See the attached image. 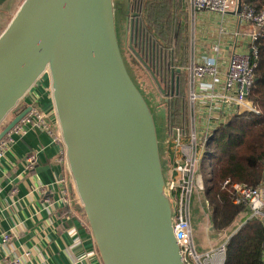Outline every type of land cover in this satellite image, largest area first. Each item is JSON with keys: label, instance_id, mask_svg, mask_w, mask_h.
Listing matches in <instances>:
<instances>
[{"label": "water", "instance_id": "1", "mask_svg": "<svg viewBox=\"0 0 264 264\" xmlns=\"http://www.w3.org/2000/svg\"><path fill=\"white\" fill-rule=\"evenodd\" d=\"M117 24L115 0H24L0 34V125L49 72L68 168L103 264H183L167 185L166 109H157L165 113L160 138ZM208 233L220 236L213 224Z\"/></svg>", "mask_w": 264, "mask_h": 264}, {"label": "crops", "instance_id": "2", "mask_svg": "<svg viewBox=\"0 0 264 264\" xmlns=\"http://www.w3.org/2000/svg\"><path fill=\"white\" fill-rule=\"evenodd\" d=\"M187 11V46L192 42L198 54L218 57L224 72L230 54L245 50L248 44L247 38L236 35L245 27L238 12H201L193 24ZM20 102L22 110L31 102L38 106L61 133L49 72ZM16 116H9L5 126ZM13 137L0 164V264L14 258H19L20 264H103L74 187L64 143L55 142L52 135L39 128ZM30 154H36L31 166ZM208 169L207 173L201 172L207 175ZM64 185L71 191L70 205L59 200ZM5 234L11 238L5 240Z\"/></svg>", "mask_w": 264, "mask_h": 264}, {"label": "built area", "instance_id": "3", "mask_svg": "<svg viewBox=\"0 0 264 264\" xmlns=\"http://www.w3.org/2000/svg\"><path fill=\"white\" fill-rule=\"evenodd\" d=\"M254 1L242 0L238 14L245 27L237 31L236 35L247 38L248 44L245 50L230 54L224 72L218 57L208 53L198 54L194 44H188L187 61L184 65L186 123L185 126L175 125L172 128L166 152L170 165L167 185L173 206V226L183 264L226 262L229 238L209 250L197 249L192 231L191 203L195 189L205 188L200 163L214 131L236 114L249 111L258 113L257 106L249 95L256 80L259 42L264 37V9H257ZM184 3L194 24L196 15L201 12L226 14L237 11L239 0H184ZM27 107V113L0 138V164L13 142V136L27 133L31 128L43 129L53 136L55 142H63L61 133L56 131L43 110L32 102ZM35 160L36 154L28 156L30 166ZM60 181L65 183V179ZM223 187L230 188L235 204L247 205L249 218H258L264 225V182L249 186L232 182L228 178L223 182ZM72 199L70 188L64 185L60 190L59 200L70 205ZM223 234L220 231V236ZM3 237L5 240L11 238L8 234ZM6 264H20V259L14 258Z\"/></svg>", "mask_w": 264, "mask_h": 264}, {"label": "trees", "instance_id": "4", "mask_svg": "<svg viewBox=\"0 0 264 264\" xmlns=\"http://www.w3.org/2000/svg\"><path fill=\"white\" fill-rule=\"evenodd\" d=\"M130 3L156 40L174 50L175 62L182 68L180 93L165 108L168 132L171 134L175 125L185 126L186 123V77L183 68L188 53V11L184 0H130ZM254 5L257 9H264V0H255ZM249 98L260 109V114H236L219 126L208 140L201 165L203 172L210 169V174L204 179V195L211 210L212 223L219 231L226 230L241 213L249 211L246 204L234 203V195L229 187H223V182L228 178L249 186L264 182V37L259 42L256 80ZM159 105L156 102L154 106L158 108ZM22 109L23 105L19 102L8 117L16 116ZM208 161L210 165H206ZM226 253L225 264H264L262 221L248 218L229 239Z\"/></svg>", "mask_w": 264, "mask_h": 264}, {"label": "flooded vegetation", "instance_id": "5", "mask_svg": "<svg viewBox=\"0 0 264 264\" xmlns=\"http://www.w3.org/2000/svg\"><path fill=\"white\" fill-rule=\"evenodd\" d=\"M134 13L136 12L133 11L130 3L127 41H125L127 6L124 5V11L117 15L119 39L127 65L129 64L137 74H145L150 78L156 91L154 93L159 94L160 106L167 108L179 95L182 84V72L175 74V77L172 73V69L179 68L175 62L177 57L173 49L156 40L144 24L140 14L137 12L139 15L134 16ZM132 74L140 86L135 74L133 72ZM176 77H178V82Z\"/></svg>", "mask_w": 264, "mask_h": 264}, {"label": "rangeland", "instance_id": "6", "mask_svg": "<svg viewBox=\"0 0 264 264\" xmlns=\"http://www.w3.org/2000/svg\"><path fill=\"white\" fill-rule=\"evenodd\" d=\"M22 2L23 0H11L9 1V3L7 1H0V34L5 29V27L7 26V24L9 23V21L11 20V18L13 17V15L15 14V12L17 11V9L19 8ZM125 4H126V0H115V8L117 15H119V12L122 13L124 11ZM132 71L134 72L138 82L140 83L141 88L143 89L145 95L149 99L151 105L154 107L153 110L155 112V117H156L157 131L159 137L162 138L163 134L165 133V113L164 111H161V109H163L164 107L162 105L161 106L159 105L161 109L160 111H158L157 110L158 108L154 106L156 105V102L157 104H160L157 98L159 97V94L154 93L156 91L154 89L152 82L150 81V78L147 75L145 74L139 75L136 73V71H134L133 68ZM257 109H258L257 114H260V109L258 107ZM5 124L6 121H4L0 125V130H2ZM167 168H168L167 174H169L170 171L169 163ZM204 173H207V171ZM204 176L206 177L207 175L204 174ZM248 218H249V211L241 213L236 218L234 223L223 231L224 234L222 236H219L217 239L210 238L208 229L209 226L213 224L211 219V210L208 206L206 197L204 195V190L198 188L195 189L191 203V221H192L194 242L199 251L209 250L212 248V246H217L222 244V242L226 240V238L230 239L246 223Z\"/></svg>", "mask_w": 264, "mask_h": 264}]
</instances>
